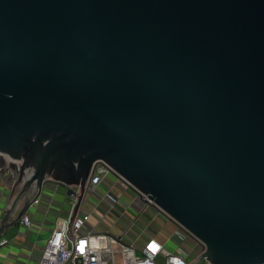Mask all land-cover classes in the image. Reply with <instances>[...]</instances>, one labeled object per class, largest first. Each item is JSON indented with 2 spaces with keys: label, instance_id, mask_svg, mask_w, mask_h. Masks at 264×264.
<instances>
[{
  "label": "water",
  "instance_id": "95a60500",
  "mask_svg": "<svg viewBox=\"0 0 264 264\" xmlns=\"http://www.w3.org/2000/svg\"><path fill=\"white\" fill-rule=\"evenodd\" d=\"M96 163L191 264H264V0H0V235L46 182L71 235Z\"/></svg>",
  "mask_w": 264,
  "mask_h": 264
},
{
  "label": "built area",
  "instance_id": "2783aa9c",
  "mask_svg": "<svg viewBox=\"0 0 264 264\" xmlns=\"http://www.w3.org/2000/svg\"><path fill=\"white\" fill-rule=\"evenodd\" d=\"M100 163L113 172L106 164L103 162ZM100 163H96L91 169L85 187L84 199L71 224V235L67 234L69 211L65 217L55 218L50 230V235L42 245L39 256H37L35 260L29 261L27 259L23 264H191L203 253L205 249L204 245L195 238L201 243L200 246L175 225L176 231L180 233V238L183 240L190 239L197 248L195 255L192 257L184 254L179 249L171 251L165 244H162L153 238L146 239L141 248H136L134 243H122V239L125 238L124 236L128 230L134 226L136 219L131 223L130 227L126 228V230L116 236H113L109 232H98L97 228L100 222L111 213V210H113L114 202L108 201L107 196L112 192L114 186H118L130 193L132 192V194H134V199L138 200L143 206H145V208L150 207L156 214L161 215L151 205L143 203L144 200L141 197L110 173ZM109 182H111L109 184L110 186L104 191V195L97 196V198L92 196L96 195L97 190L101 186L106 185ZM53 184L65 192L66 188L64 189V186L57 183ZM4 190H7L8 192L6 194L4 193L1 197L4 199V202L1 205L0 214H2L10 197V188L4 184L3 179L0 177V192H4ZM42 196L43 194L33 201L32 205L25 214L22 215L17 224L25 234H27V231H35L38 234L41 232L40 226L34 227L32 215L40 204V198ZM141 196L145 198V196ZM92 200L95 201V204L91 206L88 205L87 202ZM72 201L74 203V200ZM50 205L51 204L48 205L49 208ZM102 205H106L107 207L103 208ZM85 208L87 210H85ZM92 212L96 214L100 220L93 226L88 227L92 218ZM2 218H0V225ZM180 238L174 237V240L179 241L181 240ZM102 243L106 244L103 245ZM7 245H9V240L3 235H0V249ZM114 247H116V251L114 250ZM116 254L118 255L116 256ZM159 261H161V263ZM200 263L208 264L204 260H200L195 264Z\"/></svg>",
  "mask_w": 264,
  "mask_h": 264
},
{
  "label": "crops",
  "instance_id": "0c3cea01",
  "mask_svg": "<svg viewBox=\"0 0 264 264\" xmlns=\"http://www.w3.org/2000/svg\"><path fill=\"white\" fill-rule=\"evenodd\" d=\"M100 188L102 189L103 187L101 186ZM43 192L44 194L40 198V204L32 215L34 227H41V232L39 234L34 231L37 234V237H41L42 235L41 239L38 238L35 241H28V236L18 225H16V235L7 237L6 233L14 226L7 228L4 231L3 236L9 240V245L0 249V264H23L27 259L29 261L35 260L37 257L36 255L40 252L42 245L50 235V230L55 218L65 217L70 211L73 201L70 198L65 197V192H63L62 189L57 188L55 184L49 182L46 183ZM3 194L4 192H0V209L4 202V199L1 198ZM107 199L108 201L114 202V204L118 201L117 194L113 192L108 194ZM49 204H51L50 208L48 207ZM130 204L135 210L139 211V214L142 212L143 209L138 200L132 198ZM85 210L87 209L85 208ZM146 217L151 222L158 219L159 221H157V224L160 226L162 232L159 233L158 230L146 232L145 229L148 227L147 225L144 227L139 226L136 227L135 230L125 234L127 243H134L137 246H143L146 239L153 238L158 242L165 244L169 250L174 251L173 245L168 241V239L171 238V235L174 234V224L163 216L159 217L158 214L152 215V213H147ZM0 218H2L1 214ZM123 231H117L116 234H120Z\"/></svg>",
  "mask_w": 264,
  "mask_h": 264
},
{
  "label": "rangeland",
  "instance_id": "374dc122",
  "mask_svg": "<svg viewBox=\"0 0 264 264\" xmlns=\"http://www.w3.org/2000/svg\"><path fill=\"white\" fill-rule=\"evenodd\" d=\"M111 182H109L108 184L102 186L103 188H99L97 190L96 195H92L93 197L97 198V196H102L104 195V191L108 189V187L110 186ZM112 192L117 194V198L118 201L117 203L114 204L113 206V210H111V213L107 215V217L100 222L97 231L98 232H109L110 234H112L113 236H116L118 234L117 231H123L126 230V228L130 227L131 223L133 221H135L136 219V223L134 224L133 227H131V230L128 231L131 232L133 230H135L136 227H144V226H148L145 231L146 232H153L158 230L159 233L162 232L160 226L157 224L159 221L158 219H156L154 222H151L149 219H147V213H152V215L156 214L155 211L150 208V207H146L143 206L141 204V208L145 210H142V212L139 214V211L135 210L134 207H132V205L130 204V201L132 198H134V194H132V192H128L123 190L122 188L118 187V186H114V188H112ZM4 193H7V190H4ZM88 205H94L95 201H88L87 202ZM103 208H106V205H102ZM123 215V216H121ZM159 217H161L158 214ZM99 217L94 214L92 212V218L90 221V224H88V227L93 226L97 221H99ZM174 234L171 235V239H168V241L173 245L174 247V251L175 249H179L181 250L184 254L189 255V257H192L193 255H195V252L197 251V248L194 246V244L192 243V241L189 240H183L182 238H180V233L176 231V228H174ZM17 233V227L16 225L6 233L7 237H12L14 235H16ZM27 240L28 241H35L38 238L41 239V237H37L36 233L34 231H27L26 234ZM125 238L122 239V243L127 244V239H126V235L124 236ZM174 237H179L181 240L176 241L174 240ZM103 245H105L106 243H102ZM136 248H141L142 246H137L135 244ZM114 250L116 251V247H114ZM118 254H116L117 256ZM39 256V253L36 255ZM161 263V261H159ZM202 264V263H200Z\"/></svg>",
  "mask_w": 264,
  "mask_h": 264
}]
</instances>
